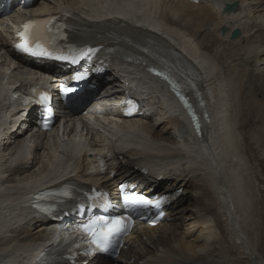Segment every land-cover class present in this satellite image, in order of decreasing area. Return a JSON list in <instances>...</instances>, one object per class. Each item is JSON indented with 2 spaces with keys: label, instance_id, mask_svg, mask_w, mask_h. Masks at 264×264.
Masks as SVG:
<instances>
[{
  "label": "bare ground",
  "instance_id": "1",
  "mask_svg": "<svg viewBox=\"0 0 264 264\" xmlns=\"http://www.w3.org/2000/svg\"><path fill=\"white\" fill-rule=\"evenodd\" d=\"M236 2V10L226 13L221 11L220 0H32L28 4L25 0H0V11L7 6L13 8L0 16L1 78L9 73L11 82L18 83L42 73H30L19 61L46 69L54 77L59 75V80L64 78L68 84L72 74H86L84 85L78 87L83 92L72 98L68 107L60 103L56 88L51 100L46 101L55 113H62L59 118H68V124L76 120L82 123L84 130L79 131L78 124L76 129L71 128L72 134L58 135L54 128L46 135L35 133L33 126L37 127L39 119L36 104H28L23 117L15 121L16 105L5 98L12 83L0 84V264H32V251L48 246L53 222L22 208V198L60 177L61 182L91 184L104 192L103 201L90 204L88 212L107 204L116 207L117 201L110 196H115L119 184L132 190L143 188L145 194L150 188L163 194L179 188L182 191L166 206L159 224L137 222L113 256H77L58 264H100L102 257L110 264H247L253 258L255 241L249 232L246 233L251 239L246 237L239 219V213L244 217L250 202H245L247 198L243 196L242 190L248 185L243 183L242 172L233 167L242 159L237 149L240 134L236 133L239 126L234 113L238 105L260 110L254 92L264 90V0ZM21 7L26 11L41 10L45 15L82 13L79 21L99 25V29L107 19L105 22L116 28L147 33L134 24L142 21L165 35L176 55L188 58L201 76L197 85L205 99L209 121H202L200 137L191 128L192 118L180 108L163 80L146 70V66H161L147 54L132 57L126 52L131 63L121 61L119 56L97 54L83 56L76 63L56 59L49 65L18 52L5 33L12 31L2 22L15 18V9ZM110 11L111 16L99 19ZM90 16L95 17V23ZM222 27L225 33L220 31ZM235 29L240 34L231 39ZM93 39L81 38L75 45L80 52L87 51L86 42ZM95 42L121 51L129 48L127 41L116 38H96ZM52 58L54 54L49 60ZM38 76L51 80L49 74ZM189 82L194 84L192 79ZM239 82L242 92L237 100L231 93V84ZM123 87L146 101L145 113L126 119L118 110L107 109V101L124 99ZM90 116L106 118L95 126L90 124ZM86 147H90V153ZM99 160L108 166L105 173L100 172ZM84 207L87 206L77 207L79 214Z\"/></svg>",
  "mask_w": 264,
  "mask_h": 264
},
{
  "label": "snow or ice",
  "instance_id": "2",
  "mask_svg": "<svg viewBox=\"0 0 264 264\" xmlns=\"http://www.w3.org/2000/svg\"><path fill=\"white\" fill-rule=\"evenodd\" d=\"M68 13H66L67 15ZM52 32V19H31L22 24L21 30H19L16 35L19 42L15 44V47L20 51L31 53L34 55H43L51 56L53 55L52 51L49 50L48 44V34ZM93 49H88L87 51H81L79 54L74 55H58L56 59L60 60H71L73 63L78 62L83 56H88L90 53L94 52ZM162 75V73H157ZM84 73H76L72 79L81 80L84 79ZM166 80H169V77L164 76ZM169 83L172 85L173 91L176 92L179 96L184 107L189 110V114L192 116L193 122L196 124L197 130H199V124L196 123V116L192 112L191 105L188 100L181 94L179 91V85L175 82L169 80ZM61 91L67 93L72 91V89L65 88L61 86ZM41 101L47 99V94L42 93L40 96ZM28 101L25 100V103ZM127 113L131 114L132 111H135L136 106L133 101L129 100L128 102ZM47 126V121H45V127ZM123 202L128 207H148L153 206L160 208V206L168 202L169 197L167 195H159L153 199H149L144 195H139L136 193L124 194ZM42 211H46L42 209ZM163 215V213H161ZM153 224L156 223L155 220L152 221ZM129 228V218L125 216H114L111 218L104 216H95L91 217L86 223L78 225L73 232H82L87 235L88 243L92 251H101L108 252L110 248L118 241V238L126 233ZM64 239H68V234L65 233ZM43 254H41L42 256Z\"/></svg>",
  "mask_w": 264,
  "mask_h": 264
},
{
  "label": "rangeland",
  "instance_id": "3",
  "mask_svg": "<svg viewBox=\"0 0 264 264\" xmlns=\"http://www.w3.org/2000/svg\"><path fill=\"white\" fill-rule=\"evenodd\" d=\"M211 49H213V46ZM240 85H241L240 82L231 84L232 87L231 93L233 92L236 95L237 100L240 93L242 92L240 91L241 88ZM262 91L264 90L258 89L257 92L256 91L254 92L255 93L254 98L257 99L256 100L257 107H258V103H260L259 107L260 110L262 111L259 110V112H256L250 106L248 107L249 108L248 109L246 105H243L241 108V106L239 105L236 106L237 102H235L234 105L236 106L234 114H236V119H237L235 121L236 123H238L239 126V128L237 126L238 129H236V133L240 134L238 138L237 149L238 152H240L242 159L239 163H237V165H234L233 167L235 169L237 168L238 171L242 172L244 179L243 183L248 185L246 189L243 187L245 185L242 183L243 184L242 187L246 189V190L243 189L242 192L244 191V194L246 192V195H244L243 193L242 194L245 198H247L245 199V202L246 201L250 202L248 211L247 209H245L246 211L244 210L245 211L244 217L242 216V213H239L240 214L239 219L241 221L240 222L241 225L243 224L242 227H244L243 229L245 231L246 237L248 236L249 239H251L252 237L253 238L252 241L253 242L255 241L254 244H256L253 258L252 256H250L254 260V262L251 261L252 259L251 260L248 259L247 264H264V127H263L264 108H262V106L264 105V96L262 95ZM261 101L263 103H261ZM245 107L247 109H245ZM249 111H252L253 116L251 115L245 116V114L246 113L248 114ZM258 115L259 116L261 115V118H258L257 117ZM248 118H251V121H249ZM158 127L156 129H159ZM41 152L42 150L40 151V153ZM246 180L249 183H246L247 182ZM167 188H172V187H167ZM108 193L110 192L108 191ZM112 199L114 198L112 197ZM179 199H181V197ZM235 224L236 222L234 221V225ZM239 229H241V227ZM246 232H249L250 234H252V236L249 235V233L247 234ZM261 236H263V238H261ZM28 263L29 261H24L20 264H28ZM100 264H110V262H105V258L102 257Z\"/></svg>",
  "mask_w": 264,
  "mask_h": 264
},
{
  "label": "water",
  "instance_id": "4",
  "mask_svg": "<svg viewBox=\"0 0 264 264\" xmlns=\"http://www.w3.org/2000/svg\"><path fill=\"white\" fill-rule=\"evenodd\" d=\"M236 7H237V3L234 1L231 4L225 5L223 10H224V12L228 13V12L234 11ZM225 31H226V28L222 27L221 32L225 33ZM239 34H240V31L235 29V30L231 31L230 38L235 39L239 36ZM178 57L186 65V68H185L186 69V79L187 80L188 79L194 80L193 85L188 80V82L191 84V88H192L191 98H194V101H192L191 98H189L188 101L190 102L192 112L196 116V123H200L201 122V119H200L201 118V111H203V109H202V106L198 104L199 90H198L197 82L201 79V76L199 75L198 70L190 62V60H188V58L184 57V55H182V54H179ZM188 76H189V78H187ZM186 111L189 112V110L187 108H186ZM190 117L192 118L191 115H190Z\"/></svg>",
  "mask_w": 264,
  "mask_h": 264
},
{
  "label": "clouds",
  "instance_id": "5",
  "mask_svg": "<svg viewBox=\"0 0 264 264\" xmlns=\"http://www.w3.org/2000/svg\"><path fill=\"white\" fill-rule=\"evenodd\" d=\"M221 11H222V9H221ZM224 11V10H223ZM160 192V191H159Z\"/></svg>",
  "mask_w": 264,
  "mask_h": 264
}]
</instances>
